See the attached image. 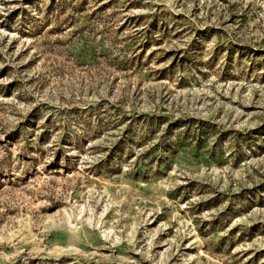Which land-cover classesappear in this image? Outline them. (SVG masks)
Wrapping results in <instances>:
<instances>
[{
    "label": "rangeland",
    "instance_id": "374dc122",
    "mask_svg": "<svg viewBox=\"0 0 264 264\" xmlns=\"http://www.w3.org/2000/svg\"><path fill=\"white\" fill-rule=\"evenodd\" d=\"M0 264H264V0H0Z\"/></svg>",
    "mask_w": 264,
    "mask_h": 264
}]
</instances>
